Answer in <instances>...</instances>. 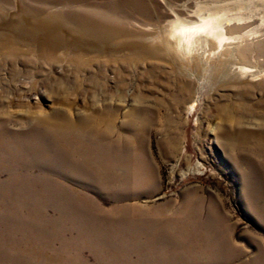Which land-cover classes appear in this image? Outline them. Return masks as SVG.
I'll list each match as a JSON object with an SVG mask.
<instances>
[{"label": "rangeland", "instance_id": "1", "mask_svg": "<svg viewBox=\"0 0 264 264\" xmlns=\"http://www.w3.org/2000/svg\"><path fill=\"white\" fill-rule=\"evenodd\" d=\"M63 1L0 0V43L10 25L26 46L77 40L67 31L77 27L89 46L39 68L34 56L0 62L4 129L25 134L58 112L74 125L111 114L123 158L138 153L148 166L111 172V185L69 170L51 185L13 186L0 158V264H264V0H141L145 12ZM199 8L245 21L183 56L171 34L200 24ZM136 111L148 120L138 142ZM77 136L86 149L69 160L81 166L106 143ZM43 140L65 152L49 132Z\"/></svg>", "mask_w": 264, "mask_h": 264}, {"label": "bare ground", "instance_id": "2", "mask_svg": "<svg viewBox=\"0 0 264 264\" xmlns=\"http://www.w3.org/2000/svg\"><path fill=\"white\" fill-rule=\"evenodd\" d=\"M47 3H60L63 0H38ZM68 5L73 3L74 0H65ZM167 4L166 0H164ZM119 8L123 5H130L135 7L134 9H141L145 12L141 0H119ZM229 10H234L231 4H228ZM209 9V8H208ZM198 17L200 18V24H181L175 31L172 32L171 38L175 40L176 50L183 56L190 54L198 45H203L214 40L218 44H221L227 38V28L233 21L241 23L245 21L243 18L235 20L233 17H227V14L217 16L218 12L208 13L206 8H199ZM147 14V12H146ZM11 29V35H8L10 39L0 43V62H5L8 58L34 56V59L29 60L30 65L37 68L43 67V63L52 64V62L59 60V53H62L61 61L69 60L70 56L80 55L85 56L87 53L85 50L89 46L86 44V34L82 36H75L77 27L67 28V31L71 32L70 35L76 37L77 40L64 39L62 41H54L53 39L44 41H35L31 44H27L20 38L18 33H21L13 25L8 26ZM64 27H61L63 29ZM6 25L0 19V31L5 30ZM25 29V34H31L32 31ZM71 36V37H72ZM17 45H23L18 49ZM197 52V51H196ZM140 103V102H138ZM5 113V112H3ZM4 115V114H2ZM130 119L140 121V124L131 121L130 124L135 126V134L133 137L134 142H138L140 139V133L147 130L145 125L148 120L144 117H140V112H133L128 115ZM25 117V115H24ZM3 118V117H2ZM114 116L111 114L96 116H86L79 119V123L74 125L69 119L65 118L60 112L55 116H48L45 119L36 118V124L34 128L30 129L27 133H12L4 129L6 127V118H0V158L1 161L6 163L4 173H10L12 179L9 181L13 186H26V185H51L53 184L52 175L63 176V171H76L79 174L84 173L85 179H72L78 182L86 184H98V185H111L116 182L113 172L118 171L121 167L126 168L128 164L133 165L136 168H143L148 166L144 159L138 154H134L131 158H123L120 150V139L114 141L111 139L113 134L112 122ZM52 136L51 144L56 142L62 144L64 153L52 154L47 148V142L43 140V135L48 132ZM85 134L94 141L105 140L104 148L96 149L94 146L92 149L99 150L97 152L89 153L84 151L85 162L81 166H75L70 163L68 151L80 148V150L86 149L81 144V140L77 135ZM102 147V146H101ZM90 151V150H89ZM141 151L137 148L135 152ZM38 172V173H37ZM112 172V173H111ZM38 174L37 176H35ZM45 174V175H44ZM49 174V175H48ZM10 176V175H9ZM65 177V176H63Z\"/></svg>", "mask_w": 264, "mask_h": 264}]
</instances>
